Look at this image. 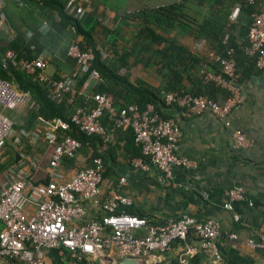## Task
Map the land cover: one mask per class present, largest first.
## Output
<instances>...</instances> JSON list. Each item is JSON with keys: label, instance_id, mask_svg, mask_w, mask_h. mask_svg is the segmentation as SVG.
I'll return each instance as SVG.
<instances>
[{"label": "built area", "instance_id": "1", "mask_svg": "<svg viewBox=\"0 0 264 264\" xmlns=\"http://www.w3.org/2000/svg\"><path fill=\"white\" fill-rule=\"evenodd\" d=\"M5 1L0 0V9ZM241 1L253 3L255 0H235L228 14L230 22L236 20ZM91 9V0H66L64 3V11L77 19ZM109 18L111 21L112 18ZM40 30H47L46 23L40 26ZM0 32L7 42L15 35V31L4 22L1 11ZM29 35L30 32L26 31L25 36ZM226 39L227 33L222 37L223 43ZM246 40L244 53L253 57L256 69L264 73V6L251 14ZM204 46L203 42H196L194 49L204 51ZM231 53L232 48H228L225 56L211 54L219 72L201 71L203 81H212L226 90L221 103L182 89L164 93V103L176 107L186 116L208 113L225 118L242 101L236 61ZM66 54L74 60L75 66L60 78H52L46 73L51 55L45 50L34 57H27L18 55L13 49H6L2 61L10 62L30 75L33 81L43 84L51 100L65 99L69 103L75 95L88 96L92 106H77L69 117L70 123L81 133L99 135L104 142H110L114 140L116 129L129 127L133 141L141 152L140 157L131 160L132 166L147 169V161L165 177L170 176L173 166H193L192 161L176 153L181 131L174 118L161 117L150 103L142 109L135 105L115 109L109 94L85 92L90 80L93 83L100 80L97 71L90 68L93 54L88 49L82 50L76 42L68 45ZM102 56L105 57L106 53L102 52ZM85 74L86 77L78 85ZM26 104L35 108L26 92L0 79V106ZM103 113L108 114L109 130L102 125ZM38 119L41 128L15 131L12 120L0 110V163L11 158V163L0 170V264H45V250L55 247L64 248L72 256L91 259L112 251L117 258H143L154 262L173 242L185 240L189 233L196 238L197 244L189 246L178 257L179 264H186L188 254L197 249L208 250L216 264H227L217 247L219 226L213 218L197 219L181 214L176 219L150 222L124 210L116 212L118 205L126 207L131 200L123 194L114 193L100 203L103 211L100 218L86 220L85 203L97 202L103 173L102 159L94 156L89 165L64 178L60 170L62 159L74 158L81 144L62 132L69 128L66 121L60 118L48 121ZM231 142L234 148L250 146V140L240 129L231 131ZM39 143L45 147L44 168V155H36L34 150ZM123 182L124 178H119L118 184ZM242 192L239 185L229 188L226 192L228 201L223 207L230 209V201L240 199ZM230 236L234 237V234ZM245 244L264 252V221L258 225L254 237L245 240Z\"/></svg>", "mask_w": 264, "mask_h": 264}, {"label": "crops", "instance_id": "2", "mask_svg": "<svg viewBox=\"0 0 264 264\" xmlns=\"http://www.w3.org/2000/svg\"><path fill=\"white\" fill-rule=\"evenodd\" d=\"M110 6L107 15L117 24L133 23L130 20L121 22V15L139 9L158 7L181 0H106ZM264 4V0L259 6ZM232 6V5H231ZM231 6L227 2L215 0H186L185 21L195 27L209 11L225 17L227 22ZM98 10H102L99 4ZM230 22V21H229ZM129 26V24H127ZM239 26L231 29L232 36H238ZM129 33H127L128 35ZM176 40L185 45L190 52L201 56L203 64L211 59L212 51L205 44V37L196 38L193 34L172 33ZM171 34V35H172ZM203 38V39H202ZM211 39V37H210ZM238 40V39H237ZM203 42L205 50H195L194 43ZM210 62V61H209ZM143 80L156 86L159 78L154 68L137 66ZM69 69L58 65L46 73L64 75ZM185 85L187 80H183ZM93 81L90 80L85 92H89ZM242 91L241 103L232 109L225 118H217L204 113L186 116L179 109H169L171 117L178 124L181 135L176 153L193 162L190 168L173 166L169 177L154 165L145 161L147 169L132 166L130 149L121 132L110 144L94 145L103 162L102 180L99 185L97 202L85 203V219H98L103 214L100 203L111 194L120 193L130 198L131 203L116 210L129 209L137 216L142 214L151 222H162L176 219L181 214H188L197 219L213 218L219 226L216 239L222 259L231 264H264V252L245 244V240L254 237L258 225L264 221V73L254 68H245L240 75ZM23 105H17L16 107ZM28 107V105H24ZM37 123L36 128H41ZM240 129L250 140V146L234 148L231 142V131ZM35 154L44 155L42 166H45V147L39 143L34 148ZM91 144L85 149H78L71 164L61 163L63 177H69L76 169L88 164L92 153ZM124 182L118 184L119 178ZM242 187V197L230 201V209L223 207L228 201L226 192L229 188ZM230 234H234L231 237ZM197 240L190 235L183 241L173 242L169 249L158 255L154 262L146 259L143 264H155L159 261L168 264L171 257H179L189 246H195ZM195 255L197 264H216L206 249H197L188 256ZM117 257L113 252H106L102 257L91 259L87 256H72L62 247L45 250V264H93L101 260L104 264H116Z\"/></svg>", "mask_w": 264, "mask_h": 264}, {"label": "trees", "instance_id": "3", "mask_svg": "<svg viewBox=\"0 0 264 264\" xmlns=\"http://www.w3.org/2000/svg\"><path fill=\"white\" fill-rule=\"evenodd\" d=\"M65 1H5L0 11L3 14L4 22L15 31V35L10 42H7L0 32V79L8 81L17 89L26 92L30 101L35 104V108L26 107V113L20 118V123L12 121L15 131L38 129L36 128V124L40 123L38 118L44 121L60 118L69 124V128L62 132L79 140L81 150L91 144L93 150L90 159L94 156L100 157L95 144L96 146L107 145L110 142H104L99 135L81 133L70 123L69 117L77 106L84 105L89 108L92 106V101L88 96L82 94L75 95L69 103L65 99L58 101L49 99L43 84L33 81L30 75L14 67L10 62L3 63L2 56L6 49H13L18 55L27 57H34L40 51L45 50L50 53L49 63H53L55 68L58 65H63L64 68L71 71L75 62L67 56L66 49L71 42H76L82 50L88 49L92 52L90 68L96 70L100 78L90 87V93L109 94L115 109L129 105H135L138 109H142L146 103H150L163 118L171 117L169 109H177L164 103L163 96L168 91L182 89L192 95L205 96L217 103H221L226 96V90L223 87L212 81H203L201 77L203 70L219 72V66L212 59L207 64H203V58L196 56L185 45L179 43L172 34L173 31L184 35L193 34L196 38L205 37L207 39L205 44L213 54L225 56L227 49L232 48L231 56L236 61L239 84L240 75L244 73L246 67L256 69L254 58L244 53V47L247 44L246 31L251 22V14L264 6V4L259 6L263 0H255L253 3L241 1L239 14L234 22H227L226 15L221 17L216 12L209 11L195 27L185 21L187 18L184 11L186 0L124 13L121 15V22H126V20L133 22H126V25L131 26L128 37L120 35L119 26L106 28V26L100 25L99 17L103 15L106 8L110 10L108 1L97 0L96 2L92 0L91 11L79 19L64 11ZM215 1L227 2L231 6L235 0ZM99 4L102 5V10L97 9ZM15 19L18 24L14 21ZM43 23L47 25V30L44 32L40 30ZM236 25L240 27L239 35L233 37L231 29ZM98 26L105 31L104 40L100 44H97L94 38V32ZM26 31L30 32L28 37L25 36ZM225 33H227V39L223 43L222 37ZM119 38L124 40L122 46H119L117 42ZM102 52L106 53L105 57L102 56ZM134 66L153 67L155 75L159 78L158 85L154 86L139 77L131 79L130 70ZM121 70L123 73L120 72ZM60 76L56 72L51 75L52 78H60ZM85 77L86 74L79 79L77 84L80 85ZM184 79L187 80V85L183 83ZM101 122L106 130L111 128L107 113H103ZM121 132H125L123 135L125 144L133 150L131 156L140 157V148L133 141L131 129L129 127L116 129L114 135ZM115 136L114 139H116ZM6 151L10 153L7 148ZM90 159L87 165L90 164ZM63 162L71 164L72 159L63 158ZM10 163L11 158L8 157L0 163V170ZM124 211L130 215L135 214L128 208ZM137 216L143 217L142 214H137ZM189 235L196 239L193 234L189 233L187 237ZM186 260V264L198 263L195 255L187 256ZM155 264H163V262L159 261ZM168 264H179L178 257H171Z\"/></svg>", "mask_w": 264, "mask_h": 264}, {"label": "rangeland", "instance_id": "4", "mask_svg": "<svg viewBox=\"0 0 264 264\" xmlns=\"http://www.w3.org/2000/svg\"><path fill=\"white\" fill-rule=\"evenodd\" d=\"M95 1L97 2V0H95ZM106 12L108 13V11H106ZM107 13L105 15L101 16L102 18L100 20V25L106 26V28H111L113 26H119V30L121 31L120 35L123 37H128L127 33L131 32V26L121 25L119 23L116 24L113 20L110 21V18H109V16H107ZM14 21L18 24V21L16 19ZM104 33H105L104 29L102 27L98 26L96 31L94 32V38H95V42L97 44H100L103 42ZM76 38L79 39L80 37H76ZM117 42H118L119 46H122L124 44V40L122 38H119L117 40ZM195 44L196 43H194L193 46H195ZM48 65H49V71L55 67L54 64L51 62ZM120 72L123 73L122 70ZM140 76H142V74H141V71L137 69V66L132 67L130 70V78L133 79V78L140 77ZM0 110L5 115H7L12 121H16V122L20 123L21 122L20 118L25 115L27 108L24 105L21 107L20 106L14 107L12 105H4V106H0Z\"/></svg>", "mask_w": 264, "mask_h": 264}, {"label": "water", "instance_id": "5", "mask_svg": "<svg viewBox=\"0 0 264 264\" xmlns=\"http://www.w3.org/2000/svg\"><path fill=\"white\" fill-rule=\"evenodd\" d=\"M146 259L143 258H132V257H124V258H117L116 264H143ZM153 262L152 260H149ZM93 264H104L101 260H97Z\"/></svg>", "mask_w": 264, "mask_h": 264}]
</instances>
